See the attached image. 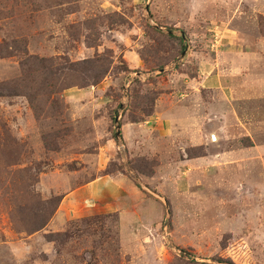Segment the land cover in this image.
Here are the masks:
<instances>
[{
	"label": "rangeland",
	"instance_id": "rangeland-1",
	"mask_svg": "<svg viewBox=\"0 0 264 264\" xmlns=\"http://www.w3.org/2000/svg\"><path fill=\"white\" fill-rule=\"evenodd\" d=\"M261 22L264 0H0V264H264V95L186 86L259 88Z\"/></svg>",
	"mask_w": 264,
	"mask_h": 264
},
{
	"label": "crops",
	"instance_id": "crops-1",
	"mask_svg": "<svg viewBox=\"0 0 264 264\" xmlns=\"http://www.w3.org/2000/svg\"><path fill=\"white\" fill-rule=\"evenodd\" d=\"M203 72H204V65H201L200 73H199L198 77L194 80H190L186 84V86L194 88L198 92L212 90V92H215L218 94L222 93L226 96H227V92H228L230 94V96L234 99V101H240L243 98L250 97V95H252L254 97L257 96V94L264 95V83L259 88L253 87V88H249V89L247 88L245 90H242L236 86V83L234 81H231L229 79H224L221 77L212 78L210 76H206ZM233 111H235V110L233 109ZM160 114H162V112H160ZM190 116H191L190 112H169V117H167V119L164 118V120L160 126H163V127L167 126L168 127L167 133H169L170 136L173 133H175V131L173 130V128L175 126H179V127L183 126L182 128H183V131L185 133V139L186 140L189 138H191V139L196 138L195 134H191V133H198L197 129H199V128H197V126L194 128L188 127L189 123H188L187 119ZM166 121H168V122L166 123ZM197 125H199V124L197 123ZM201 145H203V142ZM199 161H201V160H199ZM189 162H191V161H189ZM201 164H203V163L201 162ZM92 185H93V183H92ZM84 189H90V191H91V184L86 186ZM89 195H91V193H89Z\"/></svg>",
	"mask_w": 264,
	"mask_h": 264
},
{
	"label": "water",
	"instance_id": "water-1",
	"mask_svg": "<svg viewBox=\"0 0 264 264\" xmlns=\"http://www.w3.org/2000/svg\"><path fill=\"white\" fill-rule=\"evenodd\" d=\"M159 30H163L160 27H156ZM171 33V32H170ZM182 38L183 40L188 43V40L186 38V36L182 33ZM188 48V45H187ZM186 52L183 53L182 55V59L185 57ZM115 123H116V138L118 143L120 144V147L123 148L124 147V141H123V137H122V131H121V125H120V116H118L115 119ZM214 141L216 140L215 137L213 138ZM141 186V188H143L145 191H147L151 196H153L154 198H156L157 200H159L161 203H163L166 207V212H167V218L165 220V232L168 233V221L170 218V209H169V203L165 198L160 197L159 195L153 193L152 191H150L147 187H145L143 184H141L140 182H138Z\"/></svg>",
	"mask_w": 264,
	"mask_h": 264
},
{
	"label": "trees",
	"instance_id": "trees-1",
	"mask_svg": "<svg viewBox=\"0 0 264 264\" xmlns=\"http://www.w3.org/2000/svg\"><path fill=\"white\" fill-rule=\"evenodd\" d=\"M260 25H261L262 28H264V22H261ZM171 30H173V29H171ZM181 43H182V47H183V50H184L185 47H184L183 41H181ZM31 63H33V65L35 66V68H36V66L38 64L40 66L41 70H43L44 72H51L50 71V66L47 64V62L44 61V60L38 59V58L27 59L26 61H23L22 62L23 69L26 70V71L32 72L33 69H32ZM43 79H44L45 82H49L50 80L53 81V79H55L56 82L54 83V88L60 89V87H61V81L58 78H56V77L53 76V79H52L51 76H47L46 74H44L43 75ZM1 88H2V85H0V97L2 96V94H1ZM63 90H66V89H63ZM137 187L139 189H141L138 184H137Z\"/></svg>",
	"mask_w": 264,
	"mask_h": 264
},
{
	"label": "built area",
	"instance_id": "built-area-1",
	"mask_svg": "<svg viewBox=\"0 0 264 264\" xmlns=\"http://www.w3.org/2000/svg\"><path fill=\"white\" fill-rule=\"evenodd\" d=\"M221 42H222V39H220L219 36H215V44H213V48L212 49L213 50L219 49V46L221 45Z\"/></svg>",
	"mask_w": 264,
	"mask_h": 264
}]
</instances>
